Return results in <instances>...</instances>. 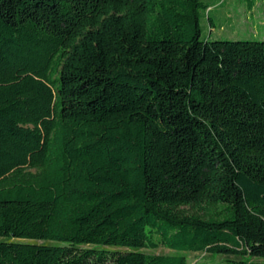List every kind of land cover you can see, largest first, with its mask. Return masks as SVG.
I'll return each mask as SVG.
<instances>
[{
  "label": "trees",
  "instance_id": "obj_1",
  "mask_svg": "<svg viewBox=\"0 0 264 264\" xmlns=\"http://www.w3.org/2000/svg\"><path fill=\"white\" fill-rule=\"evenodd\" d=\"M209 7L0 0V264H264V39Z\"/></svg>",
  "mask_w": 264,
  "mask_h": 264
},
{
  "label": "rangeland",
  "instance_id": "obj_2",
  "mask_svg": "<svg viewBox=\"0 0 264 264\" xmlns=\"http://www.w3.org/2000/svg\"><path fill=\"white\" fill-rule=\"evenodd\" d=\"M207 4H213L217 0H204ZM221 2L223 0H220ZM259 6V5H258ZM208 8V10H210ZM207 10V11H208ZM201 16L202 36L210 39H264V14L260 11L256 13V20L251 21L247 6L240 0H227L224 4L215 5L209 12L213 20V27H209L207 20L208 12ZM263 22V23H261ZM155 254H172L173 251L159 247L155 250H146ZM188 264H227L226 259H239L233 255H210L205 252H185L182 253Z\"/></svg>",
  "mask_w": 264,
  "mask_h": 264
},
{
  "label": "crops",
  "instance_id": "obj_3",
  "mask_svg": "<svg viewBox=\"0 0 264 264\" xmlns=\"http://www.w3.org/2000/svg\"><path fill=\"white\" fill-rule=\"evenodd\" d=\"M226 2H227V0H223L222 2H221L220 0H217V2H215V3H213V4H210V7H211L210 11L213 10V8H215V5H218L219 3H220V4H224V3H226ZM262 3H263V2H262ZM258 5H259V3L256 4L255 6H253L252 8H249V7L247 6L248 13H249V18H250L251 21L256 20V13H257L258 11H260V12H262V13L264 14V6H262V8H261V6H258ZM262 5H263V4H262ZM210 7H209V8H210ZM258 13H259V12H258ZM261 23H263V22H261Z\"/></svg>",
  "mask_w": 264,
  "mask_h": 264
}]
</instances>
